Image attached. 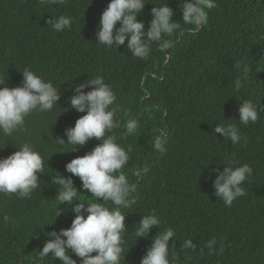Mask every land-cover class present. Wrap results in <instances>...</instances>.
I'll return each mask as SVG.
<instances>
[{
    "label": "trees",
    "instance_id": "obj_1",
    "mask_svg": "<svg viewBox=\"0 0 264 264\" xmlns=\"http://www.w3.org/2000/svg\"><path fill=\"white\" fill-rule=\"evenodd\" d=\"M167 2L181 27L166 37L171 41L167 50L153 42L150 58L141 60L132 56L127 41L118 49L96 43L110 0L47 6L39 0H0V80L6 83L0 87L20 86L22 71L29 68L60 90L59 105L52 111L34 112L23 130L0 136V158L28 142L42 155L45 168L30 199L0 194V264H61L51 253L49 259H39L46 233L70 227L75 215L70 206H59V186L52 179L71 176L67 163L100 141L92 139L70 151L71 145L60 146L55 139L67 140L65 130L85 114L70 108L73 86L97 75L113 86L117 103L141 124L132 136L123 135V126L115 130L117 142L126 150L131 146L123 171L136 185L137 197L122 209L128 232L121 264H140L151 238L167 227L176 232L170 248L178 264H264V0H215L208 24L199 28L182 22L180 0H146L138 19L147 28L151 9ZM54 15L73 17L71 29L54 32L48 26ZM238 63L241 69L249 67L247 79L235 67ZM238 77L243 84L239 91ZM244 100H252L260 112L258 121L247 126L238 120ZM120 119L122 124L127 119L123 111ZM220 123L235 124L241 143L233 145L222 133L214 134ZM160 133L168 141L165 154L151 146ZM229 157L253 168L242 185L246 195L231 207L219 200L214 187L219 172L230 166L222 164ZM72 179L81 191L77 198L92 202L80 179ZM107 206L114 207L111 202ZM151 212L161 218V229L154 226L149 238L137 240L135 225ZM213 237L217 243L210 254L205 245ZM185 239L193 240L195 251L181 248Z\"/></svg>",
    "mask_w": 264,
    "mask_h": 264
},
{
    "label": "clouds",
    "instance_id": "obj_2",
    "mask_svg": "<svg viewBox=\"0 0 264 264\" xmlns=\"http://www.w3.org/2000/svg\"><path fill=\"white\" fill-rule=\"evenodd\" d=\"M39 3L42 6L66 4L67 0H39ZM147 4L146 0H110L100 17L96 43L118 49L127 41V48L132 56L141 60L150 58L153 42L160 51L167 50L171 41L166 37H171L181 25L173 20L175 13L167 2L156 4L151 9L152 19L146 28L145 22L139 20L138 16ZM215 7V0H180L182 22L193 28L207 25L209 10ZM73 23L74 18L66 15H54V18L48 20V26L54 32L71 29ZM235 67L241 69V64L238 63ZM241 70L247 79L249 67L245 64ZM22 75L20 86L0 87V136L11 137L24 129L26 118L32 113L50 112L55 105H59L60 90L51 81H46L29 68H25ZM5 84L0 80V85ZM242 86L238 77L235 89L239 91ZM88 87L91 90L85 92L84 89ZM73 88L75 94L69 98L70 108L85 114L77 119L74 127L65 130L67 140H55L60 146L71 145L70 151H76L78 146H84L92 139L100 143L85 155L67 163L66 171L71 176H53L52 184L59 186L56 195L59 206H70L68 211L75 215L70 227L46 233L47 239L42 251H39V259H49L51 253L61 264H121L126 256L125 236L128 232V215L123 214L122 209L135 204L137 197L133 195L136 185L130 183L123 171L130 158L131 146L126 150L119 144L115 130L123 126V135L132 136L138 133L141 124L117 103L113 86L106 83L103 76L90 77ZM121 111L127 117L123 124L120 119ZM238 111V120L244 126L256 123L260 117L257 104L252 100L241 102ZM213 132L222 133L225 140H230L233 145L244 139L239 128L232 123H220ZM167 143L165 135L160 133L155 136L151 146L158 153L165 154ZM222 164L230 166L219 172L214 187L219 200L231 207L235 200L246 195L242 185L252 176L253 168L246 163L238 164L231 157ZM44 171L42 155L32 144L23 143L11 155L0 158V194H15L20 199H30L38 189L40 176ZM212 171H219V168ZM72 176L78 177L82 188L91 193L90 196L94 198L92 202H81L77 198L81 191L74 185ZM109 202L114 207H108ZM61 212L56 215L55 221ZM4 221H9L7 215L4 216ZM161 223V218L155 212L143 215L134 229L137 240L141 237L149 238L150 230L154 226L160 228ZM175 236L176 232L172 227L160 230L151 238V245L140 264H178L179 257L175 249L170 248V245H174L170 241ZM216 243L215 237L207 241L205 246L210 254L215 253ZM196 247L192 239H185L181 248L195 251ZM223 250L221 247L220 253ZM185 255H188L187 251ZM73 256L79 259H74Z\"/></svg>",
    "mask_w": 264,
    "mask_h": 264
}]
</instances>
